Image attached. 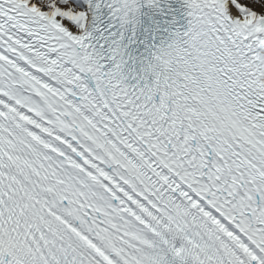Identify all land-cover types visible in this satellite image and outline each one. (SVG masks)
I'll return each mask as SVG.
<instances>
[{
    "label": "snow or ice",
    "instance_id": "obj_1",
    "mask_svg": "<svg viewBox=\"0 0 264 264\" xmlns=\"http://www.w3.org/2000/svg\"><path fill=\"white\" fill-rule=\"evenodd\" d=\"M0 264H264V0H0Z\"/></svg>",
    "mask_w": 264,
    "mask_h": 264
}]
</instances>
